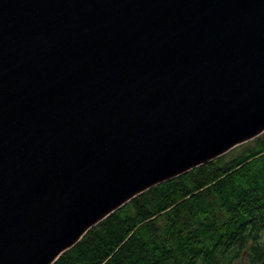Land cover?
Segmentation results:
<instances>
[{"label":"water","instance_id":"obj_1","mask_svg":"<svg viewBox=\"0 0 264 264\" xmlns=\"http://www.w3.org/2000/svg\"><path fill=\"white\" fill-rule=\"evenodd\" d=\"M263 134L264 0H0V264Z\"/></svg>","mask_w":264,"mask_h":264},{"label":"trees","instance_id":"obj_2","mask_svg":"<svg viewBox=\"0 0 264 264\" xmlns=\"http://www.w3.org/2000/svg\"><path fill=\"white\" fill-rule=\"evenodd\" d=\"M55 264H264V134L136 197Z\"/></svg>","mask_w":264,"mask_h":264}]
</instances>
